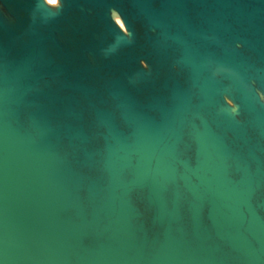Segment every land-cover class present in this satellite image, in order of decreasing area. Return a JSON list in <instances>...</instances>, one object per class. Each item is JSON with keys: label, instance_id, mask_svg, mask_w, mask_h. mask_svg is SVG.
I'll return each instance as SVG.
<instances>
[{"label": "water", "instance_id": "obj_1", "mask_svg": "<svg viewBox=\"0 0 264 264\" xmlns=\"http://www.w3.org/2000/svg\"><path fill=\"white\" fill-rule=\"evenodd\" d=\"M0 264H264V0H0Z\"/></svg>", "mask_w": 264, "mask_h": 264}, {"label": "bare ground", "instance_id": "obj_2", "mask_svg": "<svg viewBox=\"0 0 264 264\" xmlns=\"http://www.w3.org/2000/svg\"><path fill=\"white\" fill-rule=\"evenodd\" d=\"M49 2H52V0H48ZM119 23H120V21H119Z\"/></svg>", "mask_w": 264, "mask_h": 264}, {"label": "snow or ice", "instance_id": "obj_3", "mask_svg": "<svg viewBox=\"0 0 264 264\" xmlns=\"http://www.w3.org/2000/svg\"><path fill=\"white\" fill-rule=\"evenodd\" d=\"M52 2H55V0H52ZM123 26V25H122Z\"/></svg>", "mask_w": 264, "mask_h": 264}]
</instances>
